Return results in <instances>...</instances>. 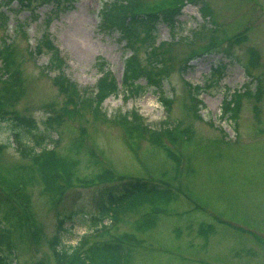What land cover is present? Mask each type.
Instances as JSON below:
<instances>
[{"label":"rangeland","instance_id":"374dc122","mask_svg":"<svg viewBox=\"0 0 264 264\" xmlns=\"http://www.w3.org/2000/svg\"><path fill=\"white\" fill-rule=\"evenodd\" d=\"M110 1L62 0L57 9L49 1L22 6L14 0L2 7L8 18L6 26L0 19V194L19 202L28 223L29 236L18 240V264H32L45 252L52 255L59 218L74 211L79 213L72 227V221L65 223L64 244L76 245L83 235L90 240L102 237L90 218L99 215L101 191L131 178L167 185L171 193L161 198L167 202L145 196L120 220H103L107 228L102 231L109 237L126 240L125 233H133L137 238L127 264H264V0H184L175 28L158 25L157 42L170 45V74L162 87L172 97L170 111L154 87L135 97L121 91L101 103L91 98L102 62L121 82L125 58L132 51L118 32L99 27L101 9ZM178 2L140 0L136 7L152 12ZM45 31L66 55L65 75L84 96L82 106L65 111L62 123L48 131V146L57 142L60 152L75 146L71 153L79 156L74 169L60 175L63 190L49 188L38 171L32 175L23 168L26 160L9 120L30 117L38 125L34 132H47L44 124L52 103L65 108L55 71L42 69L49 54L30 51ZM242 33L248 40L229 48V41ZM250 46L261 55L252 75L244 68ZM220 64L225 70L217 81L212 69ZM255 74L263 79L262 94L242 96L235 121L224 113V100L248 84L255 92ZM188 83L201 85L196 103ZM145 126L176 130L177 162L141 133ZM102 167L113 177H100ZM147 211L156 216V223L143 230L137 219ZM50 264H56L55 259Z\"/></svg>","mask_w":264,"mask_h":264},{"label":"trees","instance_id":"16d2710c","mask_svg":"<svg viewBox=\"0 0 264 264\" xmlns=\"http://www.w3.org/2000/svg\"><path fill=\"white\" fill-rule=\"evenodd\" d=\"M14 0H0V19L2 24L6 26L8 16L5 10L2 9L3 5H8ZM37 0H18L22 6H31ZM55 3L56 8L61 7L62 0H41V2ZM140 0H111L106 3L101 9V21L99 27L106 32H118L121 40L125 41V47L130 48L131 54L125 58L124 73L121 82L110 72L107 64L103 61L100 66V73L102 74L96 82V94H91V98L98 100L100 103L111 95H117L121 91L125 95L139 96L147 91L149 87H154L156 90H161V101L168 111L171 110L172 97L167 96L163 92V84L165 79L170 74V58L166 54L170 52V45L164 46L163 43L157 42V28L160 23H165L171 28H175L178 23V16L182 12L184 0H179L178 6L167 7L156 11H140L137 9V2ZM137 6V7H136ZM139 8V7H138ZM56 10V9H55ZM206 12V10H204ZM48 22L50 16H48ZM23 27V26H22ZM205 27V26H203ZM200 32V31H199ZM48 31H45L41 36V40L31 48L30 51L33 55L40 53V50H46L49 54L48 63L42 67L47 72L55 71L54 80L57 83V88L65 96L64 106L54 107L50 115L45 120V131L38 133L34 130L38 129V125L33 118L18 115L10 118L14 126V139L15 143L20 146V154L26 160L23 168L31 169L32 175L34 170L40 174V179L49 186L51 189L63 190L64 183L60 179L63 172H71L74 166L79 161V156L74 152L75 146L68 152H60L56 143L48 146L49 136L48 131L55 126L60 125L63 120V113L65 111H75L78 107L82 106L81 88L77 83L70 81L65 75L64 68L68 63L66 55L60 50L56 40ZM248 40L247 33H242L239 37H235L229 41L230 46L234 43H243ZM4 37L2 44L6 49L10 48V44ZM234 42V43H233ZM233 43V44H232ZM228 48L229 53L230 50ZM144 52V56L140 52ZM248 56L244 67L249 74L252 75L253 70L259 66L261 55L259 50L250 46L248 48ZM188 62V61H187ZM185 62L181 69H186ZM258 65V66H257ZM187 70V69H186ZM225 70V64H220L212 69V75H216V80L221 79ZM145 78V83L142 84L141 79ZM255 79H258V86L255 92L250 88L249 84L247 89L243 92L235 90L230 94V98L226 96L224 100V113H230V116L235 121L238 120L241 110L242 96L255 95L257 98L262 94V77L255 74ZM189 85V95L191 100L196 103L195 99H199L201 85ZM88 94V93H87ZM88 94V95H89ZM87 97V96H85ZM201 101V100H199ZM2 110V108H0ZM136 125H132L135 130ZM138 127V126H137ZM188 128L192 129L189 125ZM141 133L149 139L155 146L164 149L171 159L175 162L179 160L178 153L173 148V145L178 144V134L173 128H166L163 132L157 129L148 128L147 126L141 128ZM183 129H187L186 127ZM140 131V129H139ZM168 138V139H167ZM171 139L170 143L168 140ZM58 141V138L54 139ZM77 151L80 150L79 145H76ZM103 172V173H102ZM100 177L112 178L113 174L106 168L102 167ZM171 193V187L159 184L153 180L145 178H131L122 182L119 185L106 187L101 191L99 207V215L91 216V223L94 231L100 232L99 237L95 240H90L89 236L83 235L76 245L69 246L64 244L62 233L67 231L65 225L67 221H72L71 227L74 225V215L79 211H74L71 215H65L59 218L58 229L52 244V255L44 253V257L40 258L32 264H50L55 259L56 264H127L132 258L133 245L138 243L137 238L133 233H125L127 239L118 237H109L102 229L107 228L102 224L106 217L111 220H120L121 214L136 209L141 203L146 200L144 197L149 196L152 202H167L161 200ZM17 196H15L16 198ZM25 198V195L23 196ZM164 199V198H163ZM146 201L150 203V201ZM19 202L14 198H8L6 195L0 194V264H18V248L19 242L29 236L27 229L28 223L24 214V210L18 204ZM140 203V204H141ZM139 228L143 230L155 225L156 216L150 212L141 213L140 218L137 219ZM138 226V225H137ZM40 235V233H39ZM38 235V241L41 235ZM19 240V242H18ZM26 241V240H25ZM50 255V256H49ZM52 258V260H51Z\"/></svg>","mask_w":264,"mask_h":264}]
</instances>
